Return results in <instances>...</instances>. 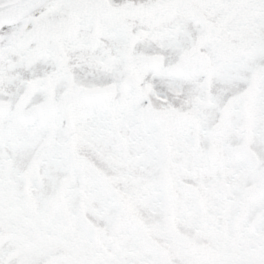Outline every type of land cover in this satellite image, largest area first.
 I'll return each instance as SVG.
<instances>
[{
  "label": "snow or ice",
  "instance_id": "obj_1",
  "mask_svg": "<svg viewBox=\"0 0 264 264\" xmlns=\"http://www.w3.org/2000/svg\"><path fill=\"white\" fill-rule=\"evenodd\" d=\"M0 264H264V0H0Z\"/></svg>",
  "mask_w": 264,
  "mask_h": 264
}]
</instances>
